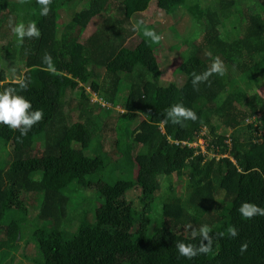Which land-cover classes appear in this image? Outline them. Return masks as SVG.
<instances>
[{
  "label": "trees",
  "instance_id": "1",
  "mask_svg": "<svg viewBox=\"0 0 264 264\" xmlns=\"http://www.w3.org/2000/svg\"><path fill=\"white\" fill-rule=\"evenodd\" d=\"M20 1L0 0V264H264V92H251L264 85V0H155L199 12L179 88L156 81L154 33L130 20L151 0H28L45 1L34 22ZM80 1L91 8L69 9ZM91 92L143 116L128 142ZM139 158L168 176L129 201ZM87 188L92 201L77 197ZM157 204L162 226L144 211L99 217ZM87 207L90 224L75 219Z\"/></svg>",
  "mask_w": 264,
  "mask_h": 264
},
{
  "label": "rangeland",
  "instance_id": "2",
  "mask_svg": "<svg viewBox=\"0 0 264 264\" xmlns=\"http://www.w3.org/2000/svg\"><path fill=\"white\" fill-rule=\"evenodd\" d=\"M20 3H22V5L20 6L21 12L24 13V11L26 10L28 12L29 21L31 20L33 22L40 17V11L45 5V1L36 2L24 0L20 1ZM72 6L74 11H78L82 8H91V5L86 1L74 3L68 6L69 9ZM65 9L62 10L61 13H59L60 16L57 20L59 24L63 22L64 19H68L69 17L65 12ZM181 10V12H178L176 14H166L156 5L155 0H151L144 11L132 15V17L130 18L133 25L147 24L149 26V29H151L154 33V37L152 39V43L154 44V57L158 63V67L160 70V76L156 81L160 85L172 84L178 88L182 86L186 79V75L178 68V63L180 62V59L182 57V51L185 49L187 43H195V41L200 40L203 33L202 29L198 28V24L195 23V21H199L197 20L199 16L198 9L189 8L188 10ZM189 14H191V17ZM101 17L102 13H97L89 20L88 30L86 33L96 28L99 21L101 20ZM189 17L192 19H190ZM59 30L60 28H58L57 32H59ZM221 34H223V32ZM184 39L187 42H185ZM86 90L87 92H90L87 87ZM252 91L263 93L264 85L258 89L253 88L251 92ZM88 99L91 101H98L101 103V105L110 108L108 112L109 118L105 121L111 124V131L116 138L126 140L128 142L134 131L137 129V125L143 116L136 111H123L119 105L112 106L111 104L105 103L93 92L89 94ZM25 113L26 111L24 110L18 112L12 117L11 123L14 127L20 124L21 120L25 116ZM126 141L122 142L126 143ZM202 142L203 140L200 139L195 144H190L189 147L194 148L195 145ZM138 148L139 147L134 146L132 150L135 149V151H137L136 149ZM202 149H204L203 145ZM163 163L164 161L162 159H152L150 162H146L145 159L139 158L138 166L141 168V170L136 169L133 174L134 178L136 176L135 179L138 182V187L133 191L132 189H129L128 193L126 194L129 201L130 199L138 195L141 190L140 185H153L157 183L160 187L166 182V178L168 176L167 173L163 171L159 174L155 173V169H157ZM137 170L138 174H136ZM175 176V173L172 174L171 183L173 188H178L181 179L183 180L185 177L182 176L181 179H179ZM92 193H94V190L88 188L81 192H76L77 197H86L91 201L93 200L90 196ZM34 204L35 203H33V205ZM159 205L160 204H157L154 209H152L151 207H149L148 209H142L143 207H141V209L139 207L129 208L128 213L127 210L124 213H118L115 210L108 209L103 215L99 214V217H101V221L109 222L112 224H119L124 221L128 214H130V217H132V219L136 222L138 221L137 219L140 218L141 212L144 211V216L150 213L151 217L154 219L155 225L162 226ZM95 210L96 209L94 208L88 209V207L81 212L78 210L75 213V219L88 224L93 223L97 219ZM145 219L147 218L145 217ZM182 232L184 235L189 236L194 235L197 230H195L194 228L190 230L183 229ZM21 237L23 242L29 240L32 241L28 234H24ZM9 251L12 250L9 249ZM196 261H199V259L195 258L194 256H188L186 257L185 263L194 264Z\"/></svg>",
  "mask_w": 264,
  "mask_h": 264
}]
</instances>
